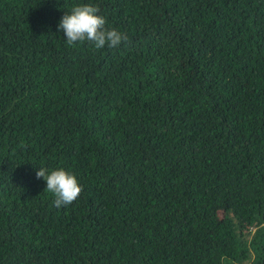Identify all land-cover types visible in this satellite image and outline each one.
<instances>
[{
	"label": "trees",
	"instance_id": "16d2710c",
	"mask_svg": "<svg viewBox=\"0 0 264 264\" xmlns=\"http://www.w3.org/2000/svg\"><path fill=\"white\" fill-rule=\"evenodd\" d=\"M0 264H264V0H0Z\"/></svg>",
	"mask_w": 264,
	"mask_h": 264
},
{
	"label": "clouds",
	"instance_id": "9594fccd",
	"mask_svg": "<svg viewBox=\"0 0 264 264\" xmlns=\"http://www.w3.org/2000/svg\"><path fill=\"white\" fill-rule=\"evenodd\" d=\"M99 11V6L85 3L74 6L70 13H64L57 27L63 31L69 45L88 41L95 49H101L106 44L115 47L128 40L125 33L107 28L106 20L98 14ZM36 177L46 181L45 189L55 197L53 203L57 208L70 205L82 192L75 174L62 167L51 171L41 167L36 172Z\"/></svg>",
	"mask_w": 264,
	"mask_h": 264
}]
</instances>
